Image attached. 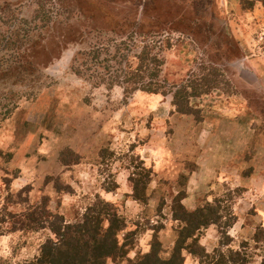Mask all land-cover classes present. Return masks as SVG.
Instances as JSON below:
<instances>
[{
  "label": "rangeland",
  "instance_id": "rangeland-1",
  "mask_svg": "<svg viewBox=\"0 0 264 264\" xmlns=\"http://www.w3.org/2000/svg\"><path fill=\"white\" fill-rule=\"evenodd\" d=\"M248 1L205 0L199 6L200 0H61L59 6L51 0L46 5L57 22L32 53L41 78L9 77L0 88L1 95L21 97L0 121L2 264L32 260L53 237L47 229L12 231L8 213L45 204L73 223L97 194L124 219L119 239L132 237L130 260L149 251L156 230L168 256L180 226L172 218L173 200L183 192L188 211L232 192L236 222L228 232L230 247L247 242L249 264L261 263L264 246H255L252 237L264 227V187L247 181L253 169L264 166V159L261 164L254 159L264 155V6L249 8ZM7 2L18 18L34 16L32 0ZM132 35L137 46L131 63L145 44L162 63L158 94L136 91L126 98L119 86L97 85L71 72L76 54L100 38L131 46ZM207 87L206 94L190 97ZM178 92L192 114L174 106ZM139 160L152 171L144 203L132 199ZM112 182L118 188L106 193ZM199 236L208 252L222 240L215 225ZM185 263L197 260L185 254Z\"/></svg>",
  "mask_w": 264,
  "mask_h": 264
},
{
  "label": "trees",
  "instance_id": "trees-1",
  "mask_svg": "<svg viewBox=\"0 0 264 264\" xmlns=\"http://www.w3.org/2000/svg\"><path fill=\"white\" fill-rule=\"evenodd\" d=\"M55 1L60 6L61 0ZM200 1L199 6H203L205 0ZM50 2L32 0L36 9L31 19L18 18L15 8L7 0L0 4V88L9 77L28 82L41 78L40 69L32 62L35 56L32 53L36 47H42L43 33H47L57 22L45 8ZM247 3L249 8H253L255 3L264 6V0H251ZM131 39L134 43L129 46L126 41L100 38L96 45L76 54L71 72L78 77L96 81L97 85L104 84L109 88L119 86L126 98L136 91L158 94L163 89L159 80L162 63L157 55L151 53L148 44L133 55L136 64L131 63L130 53L137 46L134 35ZM209 90L207 87L199 92L193 91L190 97L201 96ZM176 94L179 100H175L174 106L178 112L183 115L192 114V108L183 99L182 92ZM19 99L21 97L14 92L0 93V121L13 112ZM100 153L102 157L106 154L105 150ZM139 162L140 165L134 166L136 172L131 181L132 199L144 203L147 201L146 189L151 182L152 171L144 166L143 161ZM56 187L58 191L63 190L58 184ZM117 188L116 183L112 182L103 190L111 193ZM184 198L185 192L173 200L172 218L180 226L168 256H163L164 251L156 230L149 251L137 255L133 260L128 258L132 237L126 234L121 241L119 239L126 228L124 219L113 204L98 194L73 223L66 222L59 214L49 212L45 204L29 207L18 215L8 213V217L13 220L12 231L36 232L47 229L53 235L40 246L39 253L32 260L23 264H114L119 260H126L129 264H186L185 254L195 258L197 264H249L251 256L247 253V242H243L237 250L230 247L232 238L228 232L236 222L231 207L233 193L228 192L226 198H214L192 211L183 205ZM212 225L217 226L222 240L219 247L208 252L200 243L199 235ZM252 242L255 246H264L263 226L256 229ZM260 264H264V257Z\"/></svg>",
  "mask_w": 264,
  "mask_h": 264
},
{
  "label": "crops",
  "instance_id": "crops-1",
  "mask_svg": "<svg viewBox=\"0 0 264 264\" xmlns=\"http://www.w3.org/2000/svg\"><path fill=\"white\" fill-rule=\"evenodd\" d=\"M220 145V144H219ZM246 141H244L243 143H242V148H246ZM217 147V146H216ZM219 147V146H218ZM230 157H229V159L232 157L231 155H229ZM229 159L226 157L225 159H223L224 161H226V162H228L229 161ZM255 159V161H259V163L261 164V161H262V159H264V155H258V153H257V155H256V158H254ZM256 159H258V160H256ZM261 159V160H260ZM253 162H254V160H253ZM228 170V169H227ZM224 171V170H223ZM211 176L212 175H217L216 174V171L214 172V171H212V174H210ZM257 181H260V182H262V187H264V166L263 167H261V168H259V169H253V171H251V174H250V176H249V178H248V183L249 184H251L252 185V183L254 184L255 182H257ZM249 188H252V186L251 187H249Z\"/></svg>",
  "mask_w": 264,
  "mask_h": 264
}]
</instances>
